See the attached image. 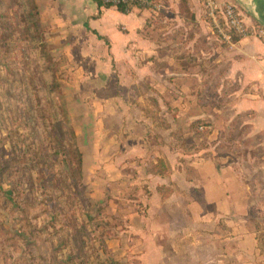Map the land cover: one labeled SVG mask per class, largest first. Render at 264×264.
<instances>
[{
	"label": "crops",
	"instance_id": "1",
	"mask_svg": "<svg viewBox=\"0 0 264 264\" xmlns=\"http://www.w3.org/2000/svg\"><path fill=\"white\" fill-rule=\"evenodd\" d=\"M155 1L123 11L95 0H35L52 54L93 97L86 122L99 123L106 152L116 142L110 157L122 163L125 183L138 185L152 227L164 218L152 246L140 249L144 264H264L251 173L218 146L239 116L242 141L260 149L248 159L258 157L264 171V42L252 34L222 42L201 0ZM226 1L247 24H264V0L261 19L247 0ZM195 120L210 130L195 132ZM169 200L177 216L161 215Z\"/></svg>",
	"mask_w": 264,
	"mask_h": 264
},
{
	"label": "rangeland",
	"instance_id": "2",
	"mask_svg": "<svg viewBox=\"0 0 264 264\" xmlns=\"http://www.w3.org/2000/svg\"><path fill=\"white\" fill-rule=\"evenodd\" d=\"M245 3L263 17L257 0ZM28 10L27 0H0V264H144L140 249L152 246V230H163L164 218L152 227L156 219L139 200L138 185L128 186L122 163L110 157L116 142L106 152L99 123L86 122L94 104L83 82L71 80L55 57L53 70L46 67ZM240 119L224 132L219 152L238 153L235 164L251 173L245 177L257 207L250 215L260 228L264 171L258 157L248 159L260 149L242 141ZM170 202L162 216H177Z\"/></svg>",
	"mask_w": 264,
	"mask_h": 264
},
{
	"label": "built area",
	"instance_id": "3",
	"mask_svg": "<svg viewBox=\"0 0 264 264\" xmlns=\"http://www.w3.org/2000/svg\"><path fill=\"white\" fill-rule=\"evenodd\" d=\"M97 1V0H95ZM102 5L123 6L125 10L132 7L138 8H157L155 0H98ZM204 13L209 19L212 28L217 35L227 42L234 41V37H241L248 34H254L264 42V25L247 24L238 7L231 1L220 0H201ZM204 125H199L202 129Z\"/></svg>",
	"mask_w": 264,
	"mask_h": 264
},
{
	"label": "trees",
	"instance_id": "4",
	"mask_svg": "<svg viewBox=\"0 0 264 264\" xmlns=\"http://www.w3.org/2000/svg\"><path fill=\"white\" fill-rule=\"evenodd\" d=\"M96 2L99 5L101 4V2L98 1V0ZM27 5H28V9H29L28 12H29V15L31 17L30 25L35 30V34H36V36L38 38L41 55L44 56V58H45V60L47 62L46 67L48 69L50 68V69L53 70V67L56 66V61L54 60V55H52L50 53V51L48 50L47 44H46V40L44 39L43 31H42V28H41L42 24L40 22V11H39V8H38L35 0H27ZM106 6H109V5H106ZM117 8L120 9V10L125 11L123 6H118ZM256 24H259V23H256ZM237 38L238 37H234V40L237 39ZM54 81H55L54 82V86L58 87L59 86L58 81H56V80H54ZM199 125H204V127L202 129H199L198 128ZM192 127L195 130V132H206V131L210 130L211 125L207 121L195 120V121L192 122ZM73 135L75 136L74 130H73ZM80 161L82 162L81 154H80ZM159 188L162 189V191L164 189L163 187H159Z\"/></svg>",
	"mask_w": 264,
	"mask_h": 264
},
{
	"label": "bare ground",
	"instance_id": "5",
	"mask_svg": "<svg viewBox=\"0 0 264 264\" xmlns=\"http://www.w3.org/2000/svg\"><path fill=\"white\" fill-rule=\"evenodd\" d=\"M255 13H256V15L261 19V18H263L262 16H261V14L257 11V10H255Z\"/></svg>",
	"mask_w": 264,
	"mask_h": 264
}]
</instances>
